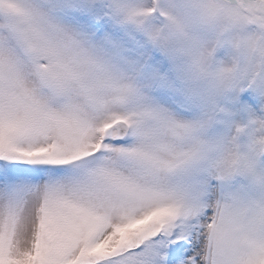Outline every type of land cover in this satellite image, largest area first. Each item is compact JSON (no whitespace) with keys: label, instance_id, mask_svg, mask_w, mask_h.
<instances>
[{"label":"snow or ice","instance_id":"1","mask_svg":"<svg viewBox=\"0 0 264 264\" xmlns=\"http://www.w3.org/2000/svg\"><path fill=\"white\" fill-rule=\"evenodd\" d=\"M224 101L264 110V0H0V264H264Z\"/></svg>","mask_w":264,"mask_h":264},{"label":"rangeland","instance_id":"2","mask_svg":"<svg viewBox=\"0 0 264 264\" xmlns=\"http://www.w3.org/2000/svg\"><path fill=\"white\" fill-rule=\"evenodd\" d=\"M227 52V48L219 49L216 53L217 59H228ZM224 103H226V105L230 108V114L227 117V121L215 124L211 129L208 130L207 135H223L225 137H230L236 131L237 124L243 125L244 129L238 137L241 150L247 148L253 137L264 135V130H257L251 123L254 117L264 118V110L256 112L242 106L231 105L227 101H224ZM259 162L261 166H264V154H261L259 157ZM240 184L247 186L250 194H255V189L250 186L247 179L238 178L237 185L239 186Z\"/></svg>","mask_w":264,"mask_h":264},{"label":"clouds","instance_id":"3","mask_svg":"<svg viewBox=\"0 0 264 264\" xmlns=\"http://www.w3.org/2000/svg\"><path fill=\"white\" fill-rule=\"evenodd\" d=\"M215 53H216L215 44H211L205 47V56L209 61H211L215 57ZM221 68L222 71H224L225 73L231 72L234 68L233 60L231 58L224 60ZM241 132H239L238 136H237V132L235 131L232 136L226 137V143L223 152V160L226 163V165H230L238 154V150L240 148L238 137L241 134ZM259 138L264 139V135H260Z\"/></svg>","mask_w":264,"mask_h":264}]
</instances>
